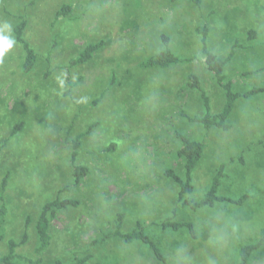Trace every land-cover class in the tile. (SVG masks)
<instances>
[{"label":"rangeland","instance_id":"374dc122","mask_svg":"<svg viewBox=\"0 0 264 264\" xmlns=\"http://www.w3.org/2000/svg\"><path fill=\"white\" fill-rule=\"evenodd\" d=\"M65 5L70 13L59 17ZM21 20L37 55L27 74L13 33ZM205 26L206 46L221 58L239 44V36L246 41L250 30L257 37L248 38V46L260 49L264 0H202L201 8L187 0H0V47L5 49L0 54V182L8 175L0 256L13 240L17 254L42 264L86 257L88 264H236L241 246L264 234V92L238 102L237 122L230 118L228 131L206 130L185 117L205 114L200 93L188 86L190 75L210 98L211 114L221 105V90L199 60L196 28ZM161 34L168 36L170 50L188 61L167 69L140 68L141 61L164 49ZM89 43L102 45L88 63L70 67ZM241 54L227 69L242 65ZM256 68L250 82L244 79L245 87L233 89L245 92L264 83V62ZM19 123L21 130L11 135ZM179 133L204 143L193 193L184 200L200 201L223 164L227 177L220 179L218 195L247 196L243 204L219 201L193 211L179 201V186L166 176L172 171L183 178ZM79 135L75 164L89 173L74 185L72 142ZM56 197L77 206L56 213L49 246L38 255L35 223L43 204ZM120 215L122 232L140 223L164 262L141 242L103 238L116 229ZM168 222L192 223L194 238L186 229L160 227Z\"/></svg>","mask_w":264,"mask_h":264},{"label":"trees","instance_id":"16d2710c","mask_svg":"<svg viewBox=\"0 0 264 264\" xmlns=\"http://www.w3.org/2000/svg\"><path fill=\"white\" fill-rule=\"evenodd\" d=\"M173 2L178 0H172ZM196 8H201L202 0H187ZM71 7L69 5L62 6L61 10L57 13L60 17H67L70 13ZM26 27V23L24 20H21L13 30L15 42L19 44L24 52V61L22 64V71L23 73L27 74L32 71L36 62H37V55L34 49H32L31 45L26 41L24 38V30ZM209 33L208 27H197L196 28V35L200 38V62L213 74L215 78L216 84L219 88L224 91L225 94V101L221 108V110L216 114L210 113V102L209 98L205 95L201 88V84L199 79L194 76L190 75L188 78V86L192 87L196 91L200 93L205 114L202 117H195L191 119L192 121L201 124L206 130H211L213 128H217L222 131L230 130L231 126L228 123V118L233 110L234 103L241 97H251L253 95L262 92L263 90H251L247 93L240 94L234 92L229 81H226V77L224 75V66L226 65L227 61L231 58L233 52L230 54L228 59H220L213 55L211 52L207 50L206 46V39L207 34ZM248 36L251 38H256V32L250 30L248 32ZM161 43L164 46V49L151 55L150 57L146 58L145 60L139 63V67L143 69H167L172 66H176L182 64L187 59H182L176 56L169 48V38L165 34H161L160 36ZM102 43H89L86 44L79 52L78 55L70 60L69 66L76 67L78 65H84L92 60L93 56L96 52L101 48ZM99 101V99H97ZM94 101V104L98 101ZM22 128V123L16 125L11 135L16 134ZM81 138L82 135H79L75 140L72 142V153H71V164H72V179L73 184H78L82 181L84 177H86L89 173L88 167L82 165H76V157L77 151L81 145ZM177 138L180 140V147L177 151L178 158L182 159L184 162V174L183 178H180L177 174L172 171H168L166 176L173 179L176 184L179 186L178 192V199L180 202L183 203L184 206L187 208L196 211L199 208L205 207H212L216 202H230L231 204H243L247 200V196H242L237 200L228 199L218 195V187L220 179L226 177L225 174V165L221 164L217 169L216 176L214 177L210 189L206 192L204 197L196 202L192 200H184V197L193 193L194 185H193V173L195 172L197 165L201 161L202 155L204 153V143L201 141H196L191 138H188L185 135L177 134ZM113 149V146H111ZM8 184V175L4 176V178L0 182V241L4 239V233L2 229V225L4 224L5 215L7 212V208L4 203L3 193L6 189ZM68 190V186L64 187V191ZM183 200V201H182ZM77 206L76 201H72L69 199L61 200L59 197H56L52 201H48L43 204L41 211L38 215V218L35 223L34 231L35 237L37 240V248H35V253L40 255L44 252L50 243V235H49V228L52 219L56 216V213L59 210ZM122 215L118 216L117 226L114 231H112L108 235H104V239H116L122 240L126 244H134L136 242H141L145 244L156 256L158 260L164 262L165 259L162 256L159 248L155 246L152 240L145 234L144 228L140 223L136 224L134 230L129 233H124L121 230L122 227ZM25 227L29 225V219L26 218ZM160 227L164 230H172L173 232H178L182 229H186L191 238H194L195 231L194 226L192 223L188 222H175V223H162ZM27 235L23 236V241H26ZM264 242V236L260 238V240L242 245L239 249V258L236 264H249L251 255L261 248ZM17 244L13 240L7 241V252L0 256V264H42V260L32 261L26 257H23L16 253ZM54 264H63L60 260L54 261ZM70 264H88V258H76L74 262Z\"/></svg>","mask_w":264,"mask_h":264},{"label":"crops","instance_id":"0c3cea01","mask_svg":"<svg viewBox=\"0 0 264 264\" xmlns=\"http://www.w3.org/2000/svg\"><path fill=\"white\" fill-rule=\"evenodd\" d=\"M256 37H257V35H256ZM248 38L249 39H251V37H249L248 36ZM248 38H246V41L248 40ZM245 40H244V36H242V39H241V37L239 36V38H238V43L239 44H237V46H235V48L233 49L232 48V50L226 55V56H224V57H219L218 55H216V54H214L213 52H211L210 50H208V48H207V50L209 51V52H211L213 55H215L216 57H218V58H220V59H228L229 58V56H230V54L233 52V54H232V56H231V58L227 61V63H226V65L224 66V70H223V72H224V75H225V77H226V81H229L230 83H231V86H232V89H233V85L234 86H237V89L238 88H241L242 86H244L245 87V85H243L244 84V79H246L247 81H249L250 82V80H251V75L252 74H249V73H251V72H253L254 70H256L257 71V68L255 69V65L258 63V62H264V47H262V48H260V49H258L259 47H255V46H253V45H250V46H248L249 45V42H250V40H248V42H246ZM234 45H236V44H234ZM245 50H247L246 52H245ZM238 53H242L241 54V56L242 57H244V60L242 61V59H239V63H242V65H240V66H238V67H234V68H232V70L230 69V68H228L227 69V64L228 63H230L231 62V59H234L235 60V58H236V56L238 55ZM254 54H256V55H254ZM259 70H261V68L259 69ZM212 74V73H211ZM214 81H215V78H214ZM216 82V81H215ZM252 85H254V84H252ZM257 85H259V84H257ZM218 86V85H217ZM263 90L262 92H264V83H262V84H260L259 86H257L256 88L254 87L252 90ZM220 90H221V94L219 95V96H217V100H218V104L217 105H219L220 103H221V105H220V108H219V110H218V112L221 110V108H222V106H223V104H224V101H225V94H224V91L220 88ZM241 90V89H240ZM233 91L234 92H237V93H240V94H244V93H247V92H249V91H251V90H247V91H245V92H238V91H235L234 89H233ZM261 93V92H260ZM259 93V94H260ZM258 94H256V95H253V96H251V97H241V98H239L235 103H234V107H233V110H232V112H231V114H230V116H229V118H228V123L230 124V126H231V128H232V124L233 123H230V118H235L234 119V123L235 122H237V118H238V107H237V104H238V102L240 101V100H250V99H252V98H255L256 96H257ZM224 97V99L222 98H220V97ZM209 98V97H208ZM209 101H210V98H209ZM210 105H211V103H210ZM218 112H216V113H218ZM215 113V114H216ZM184 115V114H183ZM186 117V120H188L189 122H192V123H196V122H194V121H192L191 119H193V118H195V117H197V116H188V115H186L185 116ZM230 128V129H231ZM203 158H204V153H203V155H202V158H201V161L199 162V164L197 165V168L200 166V163L202 162V160H203ZM197 168H196V170H197ZM195 170V171H196ZM195 173V172H194ZM194 173H193V176H194ZM226 174V173H225ZM226 177H227V174H226ZM209 190V189H208ZM207 190V191H208ZM219 190V189H218ZM222 197H224V196H222ZM240 197H242V196H240ZM239 197V198H240ZM225 198H228V197H225ZM239 198H237V199H239ZM249 198H250V196H249ZM228 199H232V200H237V199H234V198H228ZM264 236V234L262 235V236H260L259 238H258V236H257V238H258V240H260V238H262ZM256 238V239H257ZM257 240V241H258ZM251 243H253V242H251ZM253 261H255V264H264V242H263V244H262V246H261V248H259L258 250H256L252 255H251V258H250V262H249V264H251Z\"/></svg>","mask_w":264,"mask_h":264},{"label":"clouds","instance_id":"9594fccd","mask_svg":"<svg viewBox=\"0 0 264 264\" xmlns=\"http://www.w3.org/2000/svg\"><path fill=\"white\" fill-rule=\"evenodd\" d=\"M12 46V42L8 43V47L10 48ZM3 51H5V49H3L2 47H0V54H3Z\"/></svg>","mask_w":264,"mask_h":264}]
</instances>
